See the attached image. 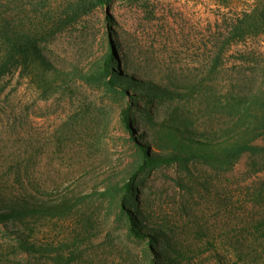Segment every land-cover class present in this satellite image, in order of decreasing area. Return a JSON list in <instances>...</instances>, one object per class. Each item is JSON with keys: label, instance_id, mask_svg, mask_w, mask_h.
I'll use <instances>...</instances> for the list:
<instances>
[{"label": "rangeland", "instance_id": "374dc122", "mask_svg": "<svg viewBox=\"0 0 264 264\" xmlns=\"http://www.w3.org/2000/svg\"><path fill=\"white\" fill-rule=\"evenodd\" d=\"M254 5L0 0V32L2 19L10 20L44 56L3 66L0 40V197L31 194L59 203L87 195L71 216L28 220L39 252L18 249L20 223L0 222V264H165L161 253L175 245L185 251L176 264H264V154H244L225 174L200 163L190 170L154 165L131 181V190L126 186L154 120L179 108L197 126H212L220 118L208 105L213 96L264 86V33L231 37ZM112 47L116 71L134 67L174 90V98L142 88L113 92L103 67ZM123 109L135 121L132 130ZM254 143L264 147V136ZM136 211L164 235L152 241L132 234L131 216L141 224ZM225 241H239L243 251L227 257Z\"/></svg>", "mask_w": 264, "mask_h": 264}, {"label": "trees", "instance_id": "16d2710c", "mask_svg": "<svg viewBox=\"0 0 264 264\" xmlns=\"http://www.w3.org/2000/svg\"><path fill=\"white\" fill-rule=\"evenodd\" d=\"M9 1V0H5ZM114 0H96L102 6H108ZM11 21L2 19L1 24L6 27L0 32V40L6 50V62H18L21 60L30 61L31 64L40 63L44 56L37 52V48L30 39L27 40V32L10 28ZM264 33V0H255L253 9L246 13L235 25L231 37L245 39L248 36H257ZM30 37V36H29ZM117 50H112L104 58V71L110 77L108 87L113 92L122 91L129 93L128 89L141 88L152 94H160L174 98L175 92L170 87L149 81L144 78L134 67L123 64V71H116L112 65L117 59ZM118 61L121 62L119 59ZM34 62V63H33ZM47 65V63H45ZM56 72L60 71L53 68ZM77 75L88 79L87 73L77 71ZM212 95L207 94V98ZM208 103L213 110L220 115L219 123L212 126H197L190 115L185 111L174 109L166 117L154 120L152 132L147 133L149 140L141 144V162L133 173L130 182L126 184L130 189L131 181H134L138 174L148 167L154 165L179 164L190 170L191 164H203L213 171L225 174L232 170L244 154L252 156L264 154V147L254 141L264 136V86L251 94L241 95L228 93L221 98ZM122 121L125 126L132 130L131 123L135 121L128 111L121 112ZM87 197L81 195L77 198L64 199L59 203L51 202L43 197L27 194V197L18 199H5L0 197V222L15 220L23 226V232L19 234L17 243L18 249L22 251L39 252L40 248L36 242H32L27 234L32 227L28 222L34 219L41 222L43 219L65 218L74 211L79 204ZM130 217V216H129ZM136 219L130 220V231L138 238L149 237L152 241L162 237L163 230L156 225L149 223L145 216L136 211ZM226 242V241H225ZM213 248L219 250V247ZM222 251L227 257H236L241 253L242 243H220ZM208 250V251H209ZM184 249L178 245L171 246V251L163 250L161 253L165 264H176L178 257L184 256Z\"/></svg>", "mask_w": 264, "mask_h": 264}]
</instances>
